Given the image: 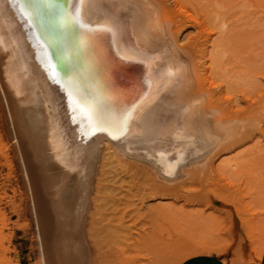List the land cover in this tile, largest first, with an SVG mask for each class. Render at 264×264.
<instances>
[{"label": "bare ground", "instance_id": "bare-ground-1", "mask_svg": "<svg viewBox=\"0 0 264 264\" xmlns=\"http://www.w3.org/2000/svg\"><path fill=\"white\" fill-rule=\"evenodd\" d=\"M202 1L80 0L78 14L83 21L119 27L114 39L122 44L118 52L122 57L147 59L143 67L154 81L151 92L127 115L146 84L138 75L141 66L128 64L110 48L113 37L108 30L92 31L84 45L72 33L73 53H68L67 25L58 20L57 10L38 19L18 0H0V142L8 140L1 143L0 153L12 151L28 193L37 246L34 264H87L79 235H87L104 175L110 173L122 178L119 188L125 187L124 181L125 188H137L133 195L139 204L144 195L198 201L205 192L220 189L221 180L232 190L239 175L254 180L251 191L243 188L247 193L243 197L264 202L259 196L264 179L256 172L257 164L264 165V141L229 154L243 137L254 138V132L264 137V92L256 99L247 95L242 108L236 100V91L249 86L253 77L240 57L237 22L257 13L264 21V3ZM236 8H241L242 16ZM36 21L50 26L49 39L61 41L74 79L89 86V98L102 111L95 118L99 126L91 124L87 105L80 107L72 97L78 87L65 82ZM244 112L252 114L251 129L240 117ZM223 153L229 155L218 161ZM195 183L203 188L202 195L187 192ZM251 221L252 234L264 235V219ZM53 235H60V240ZM261 241L264 245V236ZM198 243L188 250L179 245L182 251L173 256L160 244L159 253L151 256L160 257L152 262L150 256L139 257L135 264L141 259L162 264L168 256L179 264L194 255L226 249ZM261 259L257 258L259 264Z\"/></svg>", "mask_w": 264, "mask_h": 264}, {"label": "rangeland", "instance_id": "rangeland-1", "mask_svg": "<svg viewBox=\"0 0 264 264\" xmlns=\"http://www.w3.org/2000/svg\"><path fill=\"white\" fill-rule=\"evenodd\" d=\"M261 1L264 3V0ZM187 9L189 12L192 11L189 7ZM239 10L241 8H236L237 15L242 16L243 14ZM258 15L260 13L250 15L237 22L240 25L241 36L238 42L240 57L247 62L253 73L249 86H243L241 92L236 91V100L240 108L246 105L247 95L256 99L257 94L264 92V21L259 20ZM243 33L248 34V36H244ZM244 95L245 97H243ZM241 116L244 122H248L247 129H251L250 118L252 114L249 115L248 112H244ZM254 133V138L243 137L239 139L237 142L239 146L236 145L233 148L235 150L231 149L229 154L249 150L264 141L263 136L259 137L256 132ZM3 140L4 142L1 141L0 145L8 141L7 139ZM9 152L6 155L0 153V264H34L37 260V246L35 244L34 224L29 212V197L22 184L18 163L12 155V151ZM229 154L223 153L218 161ZM262 166L257 164L256 172L264 179ZM111 174L104 175L106 180L102 182L104 187L98 194L100 196L97 201V211L94 209L95 215L92 221L87 224V235H79L85 248L87 264H135L137 258L147 259L149 256L151 259L148 260L152 262L160 257L153 258L161 250L160 244H162L161 247L166 245V249H170L169 254L173 256L174 253L180 254L179 250L182 251L181 249L184 248L188 250L192 243L196 245L198 242V244L205 242L210 246L213 245L212 247L217 246L218 248L214 247L216 249L219 247H222V250L226 248L220 254L219 252L212 254L222 257L229 264L231 261L237 264H259L257 258L263 256L264 245L261 240L264 235H253L250 227L253 225L251 220L254 219L256 222L259 219H264V202L254 203L251 196L245 195L247 194L246 191L253 189V179L245 180L243 176H236L233 180L235 185L232 190L228 189L224 185L225 181L221 180L220 189L204 194L202 193L203 188L199 184L195 183L188 186L187 192L191 193L189 195L194 193L197 196L198 192L203 194V197L198 201L188 202L183 199L173 200V198L161 200L144 195L143 203L139 204L136 201L138 196L133 195L137 188H131L132 190L125 188L128 185L125 181L123 182L125 187L119 188L122 178H112ZM249 176L246 175L244 178H249ZM230 190L232 192L228 193ZM260 190L264 191V184ZM243 193H245V198ZM260 195L264 197V192H260ZM160 207L165 208L160 210ZM24 224L29 226L26 228ZM56 236L53 235L54 238H51L59 241L60 235ZM165 238H169L170 242H168L169 239L166 241ZM161 239L165 240L162 241ZM199 239H201V243L198 241ZM160 241L162 242L160 243ZM86 242L89 244L90 250L87 248ZM169 243L172 245L174 243L175 248L171 245V250ZM207 244L204 245L208 246ZM179 245L182 247L181 249H179ZM166 249H164L165 252ZM130 250L131 253H129ZM151 250L154 251L152 254L150 253ZM136 254L138 255L136 256ZM144 256L146 257L144 258ZM171 256H168V259ZM168 259L162 264L164 262L173 264V258ZM133 260L134 263H132ZM141 261L147 264L145 263L147 261L142 259ZM137 262L140 264V260ZM54 264L57 263L54 262Z\"/></svg>", "mask_w": 264, "mask_h": 264}, {"label": "water", "instance_id": "water-1", "mask_svg": "<svg viewBox=\"0 0 264 264\" xmlns=\"http://www.w3.org/2000/svg\"><path fill=\"white\" fill-rule=\"evenodd\" d=\"M63 2L67 3V0H63ZM79 4H80V0H79L78 3H77V0H72V6L74 8H76V9H78V10H79ZM32 15H34V14H32ZM57 15H58L57 17H59L58 20L60 22L65 23V21L60 16L59 12L57 13ZM53 17H55V14L52 16V18ZM35 18H36V16H35ZM79 18H80L82 23L88 25V27L93 29V30H100V29L108 30L111 33L112 37H113V40H112L110 48L117 54V56H119L120 59L124 60L128 64L141 66L142 70H141V72L138 75L141 78V81H143L146 85L144 87V91L142 92L141 99L140 98L136 99L132 103V106L126 112V114L128 115L129 112L132 109H134L135 107H137L138 105H140L141 104V100L142 99L143 100L146 99L148 97V95L150 94V92H151L152 85H153L154 81L152 79V75L150 74V71L148 69H146L145 67H143L144 66L143 64L147 63V59L144 58L145 56H140L139 58H137V57L136 58H125V57H122L120 53H118L122 49V44L116 42V40L114 39L116 37V35L118 34V32H119V27L118 26H115L112 23L105 25L102 22H99V23L85 22V21H83V17L81 15H79ZM36 24L38 25L40 30L43 32V34H44L43 36H44V39L47 42V45H49L50 48L53 50V53L56 56V60H57L56 61V66L60 69V71L62 73H64V76H63V74H62V76L65 78V80H66L65 82H69L71 88H73L75 86L78 87V92L77 93L76 92H72L73 93V94H71L72 97L73 98H77V101H79V106L80 107H85L87 105V107L89 108V109H87V110H89V112H88L89 114H87V115L89 116L91 124L93 126H99L100 122L97 119H95V118H96L97 114L98 115L102 114V111L96 105L97 101L93 100L94 101L93 102V101H91V98H89L90 95H91L90 94V90L88 88L89 86L87 84H83V83H81V85H79L77 80L74 79L73 69L71 68V61H69L70 59L65 58V53L63 52V49L61 48V45H60L61 41L52 42L49 39V35H51L50 34V32H51L50 31V26H48L45 23L44 24H40L37 21H36ZM66 28H67L66 29V31H67V41L66 42H68V47H65V48H67V50H69L68 53H73V46H72L73 43L72 42H74V38H73L74 36L72 35L71 28L69 26H67ZM125 46H126V44H125ZM123 125L125 126V122H124V124H121V127Z\"/></svg>", "mask_w": 264, "mask_h": 264}, {"label": "snow or ice", "instance_id": "snow-or-ice-1", "mask_svg": "<svg viewBox=\"0 0 264 264\" xmlns=\"http://www.w3.org/2000/svg\"><path fill=\"white\" fill-rule=\"evenodd\" d=\"M18 2L22 9L29 10L30 14H34L38 19H42L46 14L51 15L53 10H57L81 45L86 44L89 34L94 31L81 22L78 9L72 6V0H67V3L62 0H18ZM78 2L79 0H77ZM104 122L106 121L102 119L101 123Z\"/></svg>", "mask_w": 264, "mask_h": 264}, {"label": "crops", "instance_id": "crops-1", "mask_svg": "<svg viewBox=\"0 0 264 264\" xmlns=\"http://www.w3.org/2000/svg\"><path fill=\"white\" fill-rule=\"evenodd\" d=\"M179 264H229L222 257L218 255H208V254H200L194 255L190 258H186ZM261 264H264V253L261 259Z\"/></svg>", "mask_w": 264, "mask_h": 264}]
</instances>
